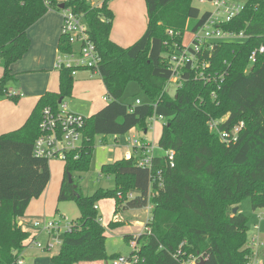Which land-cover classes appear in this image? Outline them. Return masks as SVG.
<instances>
[{"label":"trees","instance_id":"obj_1","mask_svg":"<svg viewBox=\"0 0 264 264\" xmlns=\"http://www.w3.org/2000/svg\"><path fill=\"white\" fill-rule=\"evenodd\" d=\"M109 1L48 0L45 5L43 0H0V97L14 80L11 65L30 47L28 29L63 4L83 15L100 58L97 75L106 100H110L105 109L86 118L80 158L64 164L57 201L74 202L80 217L69 231L58 235L60 248L51 264L110 259L105 229L94 209L96 202L107 196L115 198L117 211L143 209L148 202L153 206L151 233L136 239L141 264H182L189 257H200L204 264H246L251 254L248 220L239 212L233 215L232 209L245 198L250 199L253 210L264 209V52L247 69L251 52L264 48V0H246L241 13L221 27L242 32L247 38L206 45L197 67L183 69L174 97L164 89L172 76L168 58L180 47L186 32L202 28L208 13H201L193 5L195 0H144L146 30L132 46L123 48L110 40L113 14ZM70 50L60 36L58 52ZM72 72L60 68L58 91L41 96L20 128L0 135V264H14L17 254L32 240L17 220L50 182L49 162L34 158L32 146L39 134L42 109L56 112L63 99L71 97ZM131 82L151 101L138 110L136 119L137 106L128 113L130 106L121 102ZM11 100L17 102L18 97ZM153 115L164 119L158 146L164 152H174L173 168L166 156L153 158L150 170L139 168L136 157H124L101 166V173L114 179L108 190L83 196L74 181L69 184L67 175L73 180V173L89 170L96 134L108 135L109 127L119 134L129 126L147 133V120ZM221 119L219 130L227 132L243 122L236 143L226 145L209 131L208 122ZM159 171L162 188L156 183L151 188ZM150 188L155 195L149 199ZM129 194L133 198H127ZM117 195H123V201L119 202ZM132 238L125 236L124 240L129 243Z\"/></svg>","mask_w":264,"mask_h":264},{"label":"rangeland","instance_id":"obj_2","mask_svg":"<svg viewBox=\"0 0 264 264\" xmlns=\"http://www.w3.org/2000/svg\"><path fill=\"white\" fill-rule=\"evenodd\" d=\"M57 1L64 2L68 0ZM241 1L245 2L246 0ZM109 3L112 5L125 3V5H127V11L125 13L123 11L118 16L115 24V27H117L116 30L118 32L122 30L126 34L127 41L130 40L133 35H138L140 31V37H142L147 27V14L144 0H139V2L135 3L132 2V0L131 2L129 0H110ZM193 5L197 7L201 13L212 10V6L210 4H200L199 0H195ZM52 11L61 15L60 11ZM115 27L113 22V28ZM166 34L169 36V31H167ZM191 41L192 34L186 32L182 40L183 44L187 46L191 43ZM236 42H238V40H236ZM71 49L77 58L80 46L78 44H72ZM56 57L64 59L65 55L58 52ZM252 66L253 63L249 62L247 69H250ZM1 76L2 69L0 66V77ZM88 80H90V82ZM175 83L176 80L171 79V82H167L164 88L165 92L170 97H174L175 95V91L177 89ZM10 85H12V82L8 84V86ZM51 85L52 93H56L55 91H58V75H56L54 82H51ZM74 89L79 90L82 95H90V97L95 101L91 105V102L86 98L71 94V97H66L62 101V106L65 105L66 112L89 118L91 117L90 113L97 114L110 105V100H106V91L100 77L97 74L88 70H79L73 76L72 91ZM12 98L13 97L2 99V97H0V100H5L4 102L10 103L13 107H16L15 105L20 99L18 98V101L15 102L14 100H11ZM136 101H139L140 105L137 106V115L134 117L135 119L138 118V110H142L145 106H149L151 101L140 91L136 83L131 82L127 85L121 102L123 105L134 106ZM3 106L4 105H0V108ZM10 110V108L0 110V135L17 130L26 121L23 120V123L21 122L22 118L5 117L9 112H11L12 115H17L16 112ZM3 111H5L4 114H1ZM147 123V133L137 131L133 126H129L123 133L119 134H116L115 129L112 127L108 128L109 131H111L108 135L96 134L89 170L83 173H73V181L76 183L79 192L83 196L93 195L96 191L101 189L104 182L113 186V177L102 174L101 166L123 159L125 156V149L127 147L132 155H134V153L139 155L141 153L140 148H136L134 152V147L132 146L133 140L145 142L151 149L150 155H153L154 157H164L165 152L158 146L163 122L157 120L153 115L147 120ZM127 142H129V144H127ZM125 145L127 146L126 148ZM49 170L50 182L46 187V190L39 197V199H37L38 201L34 200L32 205L30 204L31 206L29 205L26 209L24 215L17 220L18 225H20L23 231L30 233L31 237L35 238L32 245L29 248L24 249L21 254L24 262L23 264H51V257L56 255L60 248L59 245L54 246L51 251L33 248L34 243L45 246L49 240V236L47 234L39 233L38 230L34 228V223L40 225L38 227L39 229L42 228L43 224L46 222L57 221L60 224V231L63 233L70 225L73 226L80 217L78 207L74 202L57 201L59 186L64 174V163L57 160L49 161ZM123 199V195H117V200L119 202L123 201ZM116 203L117 202L114 197L107 196L99 199L95 204L98 208L97 212L100 218V223L105 229V245L107 255L110 257L109 260H112L113 258L116 259L119 256L127 257L131 253V249L128 243L124 240V237L128 233L132 235V237L142 234L144 230L143 224L147 217L145 209L117 211ZM237 208L238 212L243 214L248 220V238H250L255 232L253 227L257 226L259 228L258 232L260 234L261 241L264 243V209L253 210L249 198L243 199ZM124 220H129V222L124 223ZM110 223H116L118 225L111 229L108 227ZM111 257L113 258L111 259ZM92 264H100V262Z\"/></svg>","mask_w":264,"mask_h":264},{"label":"built area","instance_id":"obj_3","mask_svg":"<svg viewBox=\"0 0 264 264\" xmlns=\"http://www.w3.org/2000/svg\"><path fill=\"white\" fill-rule=\"evenodd\" d=\"M44 4H48V0H43ZM66 2V1H64ZM200 4H210L212 6L211 11H205L208 13V17L205 20L202 28L196 32L192 33V41L189 45H181L178 49L174 51L172 55L168 58L169 70L172 73L171 79L176 80V88L180 87V74L183 69H192L197 67L198 56L201 54V50L208 45L211 47L213 43L219 42H229V41H243L247 37L242 33H235L231 31L222 30L224 24L230 23L234 18H236L244 8L245 2L241 0H199ZM61 13L62 23L60 27V36L66 41L70 46L72 44H78L80 46V51L78 57L72 52L63 53L65 55L64 59L57 58L56 69L69 68L72 69V75L74 76L79 70H88L94 74H98V64L100 58L96 50L95 45L89 39L87 33V27L83 18V15L73 12L70 8L63 7L59 9ZM264 48L260 47L251 52L248 61L254 64L256 56L262 54ZM207 68L206 63L201 65ZM223 76H219L221 78ZM199 78L202 77V74ZM20 94L15 91L7 90L4 92L3 98L8 97H19ZM2 98V99H3ZM60 104L59 110L54 112L49 107L42 109L40 114V122L38 124L39 134L35 139L32 146V155L36 159H42L46 161L57 160L62 163H67L69 160H78L80 158V153L82 152V140H83V129L85 126L86 118L77 114L69 113L65 111V107ZM140 105L139 101H136L134 106L128 107V113H133L134 108ZM155 107V106H154ZM157 120L164 122L162 116H155ZM223 123V119L220 121L211 120L208 122L209 131L218 134L219 139L226 145L231 143H236L238 140V134L243 127V122H240L237 126L232 128L229 132L220 131L219 126ZM129 144V142H127ZM132 146L134 147V152L136 148H140L141 153L138 155L134 153L132 155L130 151L128 152L126 158L136 157V165L142 169L150 170L152 168V160L155 158L151 154V149L143 141L133 140ZM130 153V154H129ZM170 168L174 167V152L167 151L165 155ZM151 181V188L153 183H156L158 187L162 188V178L161 172H157ZM150 188L149 199L154 197V193ZM127 198H133L132 194H129ZM94 209H98L97 206ZM143 209L147 212V217L144 222V230L142 234L151 233V223L152 209L153 206L148 202L146 207ZM40 225L34 223V228L38 230L39 233H45L49 236V240L46 245H40L34 243L33 248L39 250L51 251L54 246H60V240L58 235L62 232L60 231V224L57 221L46 222L43 224L42 228ZM71 225L64 231H69ZM254 234L248 239V245L251 249V254L249 255L246 264H262V258L264 253V243L261 241L260 234L258 232L259 228L254 226ZM140 234V235H142ZM133 236L132 240L128 243L131 253L127 256H119L116 259L102 261L100 264H141L143 262L140 256V248L137 245V237ZM35 238L30 239L26 244V248H29L34 242ZM24 251V250H23ZM22 251V252H23ZM21 253L17 254V258L14 264H23V259ZM202 259L200 257H189L182 264H198Z\"/></svg>","mask_w":264,"mask_h":264},{"label":"crops","instance_id":"obj_4","mask_svg":"<svg viewBox=\"0 0 264 264\" xmlns=\"http://www.w3.org/2000/svg\"><path fill=\"white\" fill-rule=\"evenodd\" d=\"M129 1L131 2V0ZM132 2H139V0H132ZM108 8L113 14L110 40L123 48L132 46L141 38V31L138 35H133V37L127 41L126 34L122 30L118 32L116 30L117 27H115L118 16L123 11L124 13L127 11V5H125V3L114 5L109 3ZM61 21L62 18L59 13L49 10L42 18H40L28 29L27 37L30 40V47L27 53L10 67V74L13 76L14 80L12 81V85L8 86V90L19 93L20 96L18 98L20 100L15 105L16 107H13L10 103L4 102L5 100H0V105H4L0 108V110L10 108L12 111L16 112L17 115H12L11 112H9L5 117L22 118L21 122H23V120H27L37 100L46 92H52L51 82H54L56 75H58V69L56 70L55 65L56 56L58 54V40L60 37L59 31ZM113 22L115 28H113ZM88 81L90 82V80ZM72 94L86 98L91 102V105L95 101L90 97V95L80 94L79 90L74 89ZM4 112L5 111L1 112V114H4ZM93 115H95V113H90V116ZM126 147L127 146L125 145V148ZM127 148L125 149L124 157H126L129 152V149ZM32 203L33 201L31 202V205ZM126 222H129V220H124V223ZM125 236L132 235L128 233Z\"/></svg>","mask_w":264,"mask_h":264},{"label":"water","instance_id":"obj_5","mask_svg":"<svg viewBox=\"0 0 264 264\" xmlns=\"http://www.w3.org/2000/svg\"><path fill=\"white\" fill-rule=\"evenodd\" d=\"M63 7H64V5L61 4V5L59 6V9H62ZM59 103H61V100L59 101ZM67 178H68V182H69V184H72V183H73V180H72L71 175H67ZM111 187H112V186H111L109 183L104 182V183L102 184V186H101V189L105 191V190L110 189ZM74 188H75V186H74ZM237 212H238V208H237V207H235V208L232 209V214H233V215H235ZM198 264H204V261L201 260Z\"/></svg>","mask_w":264,"mask_h":264}]
</instances>
